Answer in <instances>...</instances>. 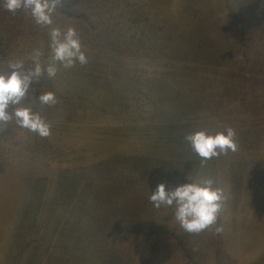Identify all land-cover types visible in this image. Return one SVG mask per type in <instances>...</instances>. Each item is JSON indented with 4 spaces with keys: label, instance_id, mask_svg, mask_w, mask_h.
Returning a JSON list of instances; mask_svg holds the SVG:
<instances>
[{
    "label": "rangeland",
    "instance_id": "obj_1",
    "mask_svg": "<svg viewBox=\"0 0 264 264\" xmlns=\"http://www.w3.org/2000/svg\"><path fill=\"white\" fill-rule=\"evenodd\" d=\"M57 26L87 64L53 60ZM51 27L0 8V69L57 66L29 97L51 134L0 125V264H264V0H60ZM226 127L238 150L207 161L185 139ZM189 174L227 196L199 233L149 200Z\"/></svg>",
    "mask_w": 264,
    "mask_h": 264
},
{
    "label": "clouds",
    "instance_id": "obj_2",
    "mask_svg": "<svg viewBox=\"0 0 264 264\" xmlns=\"http://www.w3.org/2000/svg\"><path fill=\"white\" fill-rule=\"evenodd\" d=\"M60 0H0V8L16 13L24 11L31 16L37 25L51 27L54 23L56 6ZM50 41L53 60L65 68L75 64L88 63V56L83 50V43L75 26L51 27ZM41 51L33 49L30 63L23 59L9 61L6 68L0 69V125L15 121L20 128L28 129L40 137L51 134V124L38 111L31 107L29 97L33 84L46 72L49 77L56 75L55 63L45 65L41 61ZM41 105L57 103L56 94L52 91L41 92L38 96ZM236 130L226 127L211 132L200 129L189 133L185 139L193 151L207 161L228 152H236ZM227 196L222 187L217 186L211 177L193 180L191 174L187 182L168 184L159 182L151 190L149 200L157 209L161 206L174 209L175 219L179 226L188 233H199L215 225L218 215ZM222 226L216 231L221 232Z\"/></svg>",
    "mask_w": 264,
    "mask_h": 264
},
{
    "label": "trees",
    "instance_id": "obj_3",
    "mask_svg": "<svg viewBox=\"0 0 264 264\" xmlns=\"http://www.w3.org/2000/svg\"><path fill=\"white\" fill-rule=\"evenodd\" d=\"M9 190H10V188H9ZM2 200H3V198H0V205L5 204ZM8 203H11V200H9ZM8 203H7V204H8ZM13 205H15V202H14Z\"/></svg>",
    "mask_w": 264,
    "mask_h": 264
}]
</instances>
